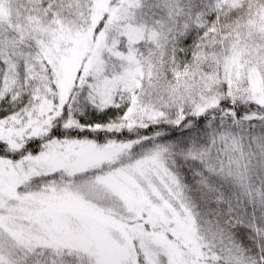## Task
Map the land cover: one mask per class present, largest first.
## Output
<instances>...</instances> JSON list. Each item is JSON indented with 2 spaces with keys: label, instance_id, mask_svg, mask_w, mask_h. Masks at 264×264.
Returning a JSON list of instances; mask_svg holds the SVG:
<instances>
[{
  "label": "snow or ice",
  "instance_id": "1",
  "mask_svg": "<svg viewBox=\"0 0 264 264\" xmlns=\"http://www.w3.org/2000/svg\"><path fill=\"white\" fill-rule=\"evenodd\" d=\"M0 264H264V0H0Z\"/></svg>",
  "mask_w": 264,
  "mask_h": 264
}]
</instances>
